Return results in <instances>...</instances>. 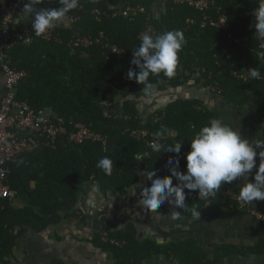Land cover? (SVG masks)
Wrapping results in <instances>:
<instances>
[{
	"label": "trees",
	"instance_id": "16d2710c",
	"mask_svg": "<svg viewBox=\"0 0 264 264\" xmlns=\"http://www.w3.org/2000/svg\"><path fill=\"white\" fill-rule=\"evenodd\" d=\"M213 1L209 13L215 17L216 9L220 8L230 21V38L208 25L201 27L200 12L175 5L173 0H80L82 11L75 24L78 36L96 38L102 33L109 46L115 45L122 53L111 54L96 44L86 49L74 48L71 42L75 35L69 29H54L61 38L60 44L43 41L36 37L31 27L28 35L32 42L15 45L7 52L9 65L28 75L16 88L18 101L27 102L37 116L50 110L57 119L49 116V120L63 126L67 133L73 132L76 124H84L105 136L107 144L105 148L93 142L72 145L66 136H62L56 140L54 148L40 146L9 166L7 184L15 198L26 206L16 209L12 200L0 202L1 264H7L13 258L17 241L26 232L39 234L59 224L62 214L79 202L86 183H96L103 195L112 191L125 194L139 183L142 163L146 165V173L153 170L156 176L170 175L166 165L170 156L179 160L178 170L185 171L184 156L190 150L191 137L210 118H218L197 99H178L144 119L141 117L138 105L139 99L146 94L145 85L127 78L130 68L138 72L130 61L133 49L139 46L141 33L179 30L186 41L178 53L175 76H150L152 90L179 89L197 72L204 87L217 90L234 109L247 105L255 96L251 108L264 117V49L259 47L260 42L256 39L252 15L258 0ZM59 6L58 0H43L37 9ZM123 6H142L146 14L133 21L103 17L100 22L92 15L94 10L109 13ZM253 68L261 72L259 79L243 82L233 74L247 75ZM119 103L121 112L106 113L105 107ZM161 129L168 130L161 141L163 144L171 146L176 140L181 142L178 155L167 150L157 152L147 145V142H154V134ZM133 130H145L148 137L136 140L130 135ZM261 131L264 135V128ZM139 156L144 160L138 159ZM102 157L113 161L111 175H105L96 167ZM173 184H176L174 177ZM220 191L221 188L213 195L202 197L198 191L186 189L182 209L192 215V209L201 211L206 205L211 206L213 213L236 208L234 204L222 201ZM106 235L120 245L102 242L100 234L94 236L93 242L111 253L110 264H143L160 255L172 258L178 264H218L230 255H264L263 239L250 246H212V254L208 255L196 240L164 246L150 239L138 240L137 229L132 223Z\"/></svg>",
	"mask_w": 264,
	"mask_h": 264
},
{
	"label": "crops",
	"instance_id": "0c3cea01",
	"mask_svg": "<svg viewBox=\"0 0 264 264\" xmlns=\"http://www.w3.org/2000/svg\"><path fill=\"white\" fill-rule=\"evenodd\" d=\"M10 0H0L7 4ZM47 9H51L47 7ZM68 14V13H67ZM66 14L63 21L55 29H69L77 35L78 29L70 22ZM31 19L18 12L12 28L19 34H28ZM54 30V29H53ZM5 94L4 80L0 76V102ZM178 99H197L203 106L217 114L218 118L234 124L242 138L248 140L264 139L261 131L264 128V117L254 111L251 106L255 96L242 107L234 109L210 88H205L203 80L194 72L189 80L179 89H168L162 92L152 90L139 99V111L144 119L147 115L164 108ZM107 114L121 112V104L105 107ZM43 114L52 116L47 111ZM48 118V117H47ZM257 165L260 158L257 157ZM253 173L248 179L253 178ZM243 178H237L225 186L239 189ZM146 165L141 164L140 181L135 189V195L129 189L125 194L112 191L106 195L100 192L99 186L90 181L82 187L80 200L71 210L62 214V220L56 226L46 231L34 234L26 232L17 241L13 250V258L7 264H110L112 255L95 245L93 238L102 233H113L132 223L137 229V239H150L159 245H168L187 240L201 243L204 251L212 254V246L234 245L250 246L260 239L264 240V222H258L248 214L230 207L213 213L210 205L200 211L199 219L188 215L182 208H174L165 202L158 212H148L138 203L140 192L147 187ZM33 185V183H31ZM12 205L16 209L26 206L14 198ZM231 203V202H230ZM233 204V203H231ZM255 209L264 212V200L253 201ZM177 213L179 215L177 216ZM162 240L163 243H158ZM1 264V263H0ZM143 264H178L176 260L164 255L155 256ZM218 264H264V255H230Z\"/></svg>",
	"mask_w": 264,
	"mask_h": 264
},
{
	"label": "clouds",
	"instance_id": "9594fccd",
	"mask_svg": "<svg viewBox=\"0 0 264 264\" xmlns=\"http://www.w3.org/2000/svg\"><path fill=\"white\" fill-rule=\"evenodd\" d=\"M43 0H28L23 14L31 19V28L37 36L55 29L63 21L66 14L79 7L80 0H58V8H39ZM254 9L253 27L256 30V39L259 47L264 49V0H258ZM139 46L133 49L131 65L127 73L129 80L135 79L138 84L145 85L144 92L150 94L152 85L150 76L172 78L178 67V53L185 44V37L179 30L152 34L146 31L140 34ZM261 72L257 68L249 69V79H258ZM167 129L158 130L152 143L154 151L165 150L179 154L182 144L176 140L174 145H165L161 141L166 138ZM190 150L185 154V171H179V160L168 157L166 165L170 175L156 176L152 170L146 173L150 186L144 187L140 192L138 203L148 212H156L165 202L174 208H183L185 205V190L198 191L202 197H208L219 191L222 183H231L237 178H243L239 185L238 199L244 203L264 200V139L248 140L242 138L234 126L220 118H210L188 142ZM257 157L260 162L257 165ZM138 159L144 160L143 156ZM97 168L105 175H111L113 161L109 157L98 160ZM253 178L248 179L253 173ZM173 177L176 184H173ZM134 186L131 190L135 195ZM192 216L199 219L200 211L192 209ZM179 213H177V216ZM158 243H163L158 240Z\"/></svg>",
	"mask_w": 264,
	"mask_h": 264
},
{
	"label": "built area",
	"instance_id": "2783aa9c",
	"mask_svg": "<svg viewBox=\"0 0 264 264\" xmlns=\"http://www.w3.org/2000/svg\"><path fill=\"white\" fill-rule=\"evenodd\" d=\"M27 2L28 0H10L7 4L0 3V76L4 80L5 88V94L0 102V202L11 200L15 196L7 184L10 172L9 166L15 163L22 155L32 153L40 146L54 148L56 140L62 136H66L68 143L72 145L93 142L100 143L105 148L107 144L105 136L91 131L90 127L84 124H76L75 130L67 133L63 126L52 123L49 118L37 116L27 102L16 99V88L28 75L24 71H18L9 65L7 52L15 45H28L32 42V37L28 34L16 33L12 28L16 14L23 11ZM173 2L175 5L187 6L200 12L202 14L201 27L208 25L225 32L230 38L231 24L220 8L216 9L215 17H212L209 13L210 8L214 5L213 0H173ZM81 11L82 7L79 6L68 12V18L73 26L78 21V13ZM143 14H146V10L142 6L116 7L109 13L97 10L92 12L97 22H100L103 17L133 21L136 17ZM36 37L47 42L61 43L60 36L53 29L40 36L36 35ZM232 41L237 42V40ZM71 44L74 48L80 47L84 49L96 44L101 45L111 54L122 53V50L115 45L109 46L102 33L96 38H81L77 34ZM233 74L243 82L249 79L247 75ZM213 91L219 96L217 90ZM130 135L136 140H145L148 137V133L145 130H133ZM152 143L147 142V145L152 148ZM238 192L239 189L234 186H225L221 188L220 197L225 203H233L240 212L248 214L258 222H264V212L255 209L251 203L241 202L237 198ZM100 239L102 242L109 241L115 246L120 245L115 240H109L106 233L100 234Z\"/></svg>",
	"mask_w": 264,
	"mask_h": 264
},
{
	"label": "water",
	"instance_id": "95a60500",
	"mask_svg": "<svg viewBox=\"0 0 264 264\" xmlns=\"http://www.w3.org/2000/svg\"><path fill=\"white\" fill-rule=\"evenodd\" d=\"M48 113H50L52 116H53V114H52V112L50 111V110H46ZM46 111H44V112H42V114L40 115L42 118H47V117H49L48 115H46V114H43V113H45ZM55 119H57L55 116H53Z\"/></svg>",
	"mask_w": 264,
	"mask_h": 264
}]
</instances>
